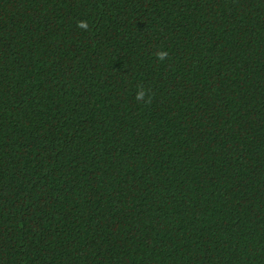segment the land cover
Listing matches in <instances>:
<instances>
[{
	"label": "trees",
	"instance_id": "1",
	"mask_svg": "<svg viewBox=\"0 0 264 264\" xmlns=\"http://www.w3.org/2000/svg\"><path fill=\"white\" fill-rule=\"evenodd\" d=\"M0 264H264V0H0Z\"/></svg>",
	"mask_w": 264,
	"mask_h": 264
},
{
	"label": "clouds",
	"instance_id": "2",
	"mask_svg": "<svg viewBox=\"0 0 264 264\" xmlns=\"http://www.w3.org/2000/svg\"><path fill=\"white\" fill-rule=\"evenodd\" d=\"M78 27L84 29L85 31L89 30L87 21L79 22ZM155 55H156V58L160 60L161 62L165 61L168 58V52L164 50H162V52L156 53ZM145 95H148L147 89H144L143 87H140L137 89L136 99L138 101H141L142 103L151 104L154 98V93H151L150 95H148L147 100H145Z\"/></svg>",
	"mask_w": 264,
	"mask_h": 264
}]
</instances>
